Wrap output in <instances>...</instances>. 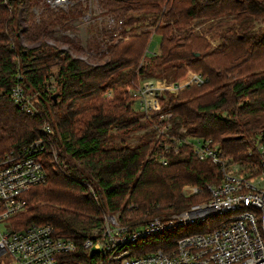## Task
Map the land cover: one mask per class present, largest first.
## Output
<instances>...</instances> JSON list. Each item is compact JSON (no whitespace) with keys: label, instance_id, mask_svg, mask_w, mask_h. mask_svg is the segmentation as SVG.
<instances>
[{"label":"trees","instance_id":"16d2710c","mask_svg":"<svg viewBox=\"0 0 264 264\" xmlns=\"http://www.w3.org/2000/svg\"><path fill=\"white\" fill-rule=\"evenodd\" d=\"M98 1L122 24L106 32L110 45L105 43L99 55L89 54L99 61L93 64L72 55L74 47L83 52L73 43L68 50L50 43L49 15L58 13L43 4V17L36 22L33 8L41 0H0V158L42 139L46 174L23 193L26 210L8 223L13 231L48 224L83 254L84 241L102 227L104 213L122 209L123 222L131 216L136 223L180 212L208 200V185L221 181L218 166L199 160L188 146L170 156L168 166L157 162L155 131L142 124L128 93L138 74L179 80L190 71L205 78L201 85L161 98L173 115L175 133L181 127L211 138L225 157L257 167L254 143L261 137L264 146V0ZM72 2L73 12L72 7L60 10L62 16L53 20L69 12L80 17L81 0ZM196 20L209 21V31H219L217 46L195 30ZM145 23L154 30L142 29ZM154 34L161 37L159 53L145 69L130 71L139 66ZM15 85L29 98L32 113L14 101ZM45 124L52 133L43 132ZM133 139L135 145L129 142ZM185 185L198 193L184 196ZM209 219L148 240L163 247L186 229L202 231Z\"/></svg>","mask_w":264,"mask_h":264},{"label":"built area","instance_id":"2783aa9c","mask_svg":"<svg viewBox=\"0 0 264 264\" xmlns=\"http://www.w3.org/2000/svg\"><path fill=\"white\" fill-rule=\"evenodd\" d=\"M55 11L68 10L72 0H42ZM87 18L86 20H89ZM107 27L114 30L122 21L107 17ZM113 37L121 38L115 32ZM117 40L115 42H117ZM113 41L106 38L104 44ZM106 46V45H105ZM17 76H21L18 74ZM201 74L190 73L184 82L167 84L166 81L147 80L136 87H129L131 98L138 101L143 121L155 131L156 160L168 166L170 156L188 146L201 161L218 166L221 181L208 185L209 199L191 205L180 212L157 215L136 223L123 222L120 214L106 213L103 225L94 229L83 243L84 254L71 239L55 235L48 224L32 225L13 231L8 220L26 210L23 193L45 179L40 155L44 141L36 140L20 151H12L0 158V262L16 264H264V146L259 137L254 148L260 156V164L237 163L224 156L219 143L211 138L193 136L186 130L173 131V115L161 106L166 92H179L186 84H202ZM53 85V84H52ZM11 96L17 105L28 113L33 112L29 98L21 86L12 88ZM110 96V94H109ZM43 132L52 129L43 125ZM252 155V150H248ZM54 161L58 162L57 153ZM192 185L184 187L185 196L198 193ZM220 215L224 219L210 228L192 232L186 229L159 242L148 240L163 232L170 235L179 228L204 223ZM147 240V241H146ZM158 244V245H157ZM157 246V247H155Z\"/></svg>","mask_w":264,"mask_h":264},{"label":"rangeland","instance_id":"374dc122","mask_svg":"<svg viewBox=\"0 0 264 264\" xmlns=\"http://www.w3.org/2000/svg\"><path fill=\"white\" fill-rule=\"evenodd\" d=\"M73 1V0H72ZM78 1V0H75ZM80 1V0H79ZM82 2V14L80 17H76L75 15L70 14V12L74 11V6L70 10V12L67 14L68 11H65V14H67L61 21H54V17L58 16L61 17L62 14L60 11H56L58 15H54L50 13V31H51V38L50 43L53 45H57L60 49L68 50V48H71V43L73 45H76L77 47H80L83 52H78V50L74 47L72 55L76 58L83 59L85 61H91V63H98L99 61L96 59L90 60L89 54L92 56L100 53L102 49H104L105 44V34L106 32L109 31V28L107 27L106 20L108 15L105 12V10L100 6L98 0H81ZM40 7H34L33 12L35 14V19L36 22H40L41 18L43 17V2L41 0ZM89 20H86L89 18ZM211 23L209 21H203V20H196L192 23V25L195 26V30L199 31L203 34H205V37L210 40L212 43L211 45L217 46L219 44V41L216 37V34L219 32L218 30L214 29L209 31ZM143 25H146L143 24ZM258 26V25H257ZM142 29H147L150 31L154 30V27L150 24L147 23L146 26H144ZM23 30V29H22ZM23 33L21 32V35ZM160 43H161V37L159 35H152L151 39L149 41V45L146 49V52L144 56L142 57V60L140 61L139 66L136 69L131 68L130 71H135L136 73L140 71L142 68H146L150 65L149 59L152 55L158 54L160 51ZM171 66V65H170ZM129 70V69H128ZM127 70V71H128ZM55 69L52 70V73H55ZM193 72H188L187 75L179 80H174L171 77H160V76H150L145 79H143L139 74H138V79L136 80V84L133 85L134 87L138 86L141 82L147 81V80H156V81H166V83L172 84V83H178V82H184L187 80V76ZM196 74V73H195ZM55 75V74H54ZM205 79V78H204ZM53 81L51 83L52 87H56V80L52 78ZM198 85L194 83H189L186 84L183 89H181L179 92H166V94H177L180 92H183L185 90H189L193 88L192 86ZM201 85V84H200ZM133 100V99H132ZM133 109L135 111H138L141 113V107L138 103V101L133 100ZM167 102V101H166ZM161 106L164 108L163 104L161 103ZM141 122L143 125L146 123L143 121V114L141 113ZM176 123V121L174 122ZM147 127V126H146ZM146 129H149L148 127ZM180 130H184L183 128H179ZM138 134V133H137ZM131 145H135L137 143L136 139L130 140L129 141ZM188 186V185H185ZM184 186V187H185ZM184 190V188H183ZM185 196V195H184ZM106 213H113V214H120L121 217L123 215L122 209L115 211V212H106ZM104 213L103 215H105ZM131 217V216H129ZM128 218V217H127ZM132 218V217H131ZM224 219V216L216 215L215 217H211L209 221L206 222L203 228H210L213 227L214 225L220 223ZM5 225L2 223L0 225L1 231H5ZM194 230H197L196 228ZM192 232H198V231H192ZM4 264H16L14 261H9Z\"/></svg>","mask_w":264,"mask_h":264},{"label":"water","instance_id":"95a60500","mask_svg":"<svg viewBox=\"0 0 264 264\" xmlns=\"http://www.w3.org/2000/svg\"><path fill=\"white\" fill-rule=\"evenodd\" d=\"M56 97H57V95H56V94H54V95H53V98H54L55 100H56Z\"/></svg>","mask_w":264,"mask_h":264}]
</instances>
